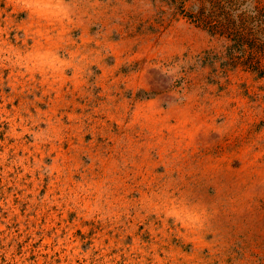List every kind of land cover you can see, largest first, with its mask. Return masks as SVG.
Segmentation results:
<instances>
[{
    "label": "rangeland",
    "instance_id": "rangeland-1",
    "mask_svg": "<svg viewBox=\"0 0 264 264\" xmlns=\"http://www.w3.org/2000/svg\"><path fill=\"white\" fill-rule=\"evenodd\" d=\"M264 0H0V264H264Z\"/></svg>",
    "mask_w": 264,
    "mask_h": 264
},
{
    "label": "trees",
    "instance_id": "trees-1",
    "mask_svg": "<svg viewBox=\"0 0 264 264\" xmlns=\"http://www.w3.org/2000/svg\"><path fill=\"white\" fill-rule=\"evenodd\" d=\"M264 74V73H263Z\"/></svg>",
    "mask_w": 264,
    "mask_h": 264
}]
</instances>
